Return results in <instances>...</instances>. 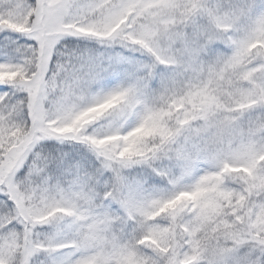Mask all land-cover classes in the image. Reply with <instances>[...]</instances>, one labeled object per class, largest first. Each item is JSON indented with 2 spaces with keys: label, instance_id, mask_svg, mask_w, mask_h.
Here are the masks:
<instances>
[{
  "label": "snow or ice",
  "instance_id": "1",
  "mask_svg": "<svg viewBox=\"0 0 264 264\" xmlns=\"http://www.w3.org/2000/svg\"><path fill=\"white\" fill-rule=\"evenodd\" d=\"M0 264H264V0H0Z\"/></svg>",
  "mask_w": 264,
  "mask_h": 264
}]
</instances>
